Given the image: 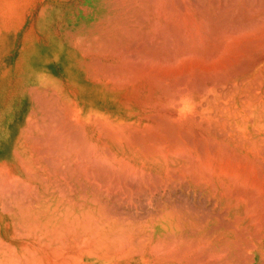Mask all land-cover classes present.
Wrapping results in <instances>:
<instances>
[{"label": "bare ground", "instance_id": "6f19581e", "mask_svg": "<svg viewBox=\"0 0 264 264\" xmlns=\"http://www.w3.org/2000/svg\"><path fill=\"white\" fill-rule=\"evenodd\" d=\"M187 1L189 0H96L95 6L88 10L82 23L85 30L77 32L87 35L84 42H80L74 35L68 40L69 51L57 54L63 70L66 73L69 70L72 72L70 85L73 92L69 90L73 97L53 89L56 98L51 97L50 100L54 101L55 98L58 101L52 102L51 107L49 103L47 105L54 113L53 123L56 127H53L60 132L57 136L54 131L49 134L52 135V139L49 137L51 140H56V137L60 139L59 149L54 148L51 155L53 160L50 159L51 165L54 162L56 168L54 165V170L47 168L49 171L43 175L41 182L44 188L39 192L41 195L38 194V203L35 206L32 204V207L24 206L25 211L21 215L41 244L50 247L59 244L69 254L78 252V260L87 255L107 257L112 254L120 255V252H135V255L141 254L143 260L137 263L130 258L132 263L127 264H183L188 248L184 249L187 251L184 254L175 247L181 248L180 243L185 236L183 228L188 227L184 219H181L185 212L180 214L183 210H178L182 206L184 209V202L179 204L182 205L181 208L177 204V209L175 203L178 199H175V203L165 205L161 200L163 205L157 201L162 206L159 214H155L156 209L155 215L152 212L147 220L145 215H141L145 218L144 221L134 215L139 222L133 217L134 221L130 220L131 215L128 217L127 213L125 215L128 218L121 216L123 218L114 219L112 217L115 215L110 216L105 211V202L111 198L114 202L118 195H126L127 198L135 196L137 192L151 195L158 190L156 187L176 190L177 183L181 185L183 182L186 184V192L197 193L201 191V186L218 199L229 197L233 200L229 209L232 211L235 208L236 211L233 228L235 225L238 229L241 226L248 227L247 223H259V219L264 217V200L258 199L255 192L248 190L252 189L259 173H263L260 170L264 162V80H261L262 75L261 78L259 76L254 79L253 73L261 74L258 71L264 68V55H254L256 43L262 44L264 40H254L255 43L253 39L262 38L264 32L260 33L264 28V18L258 12L256 15L249 14L250 16L241 14L237 10V0L234 2L235 11L240 14L232 11L235 6L229 10L233 13L226 11L229 16L220 9L224 15L218 11L220 17L213 21V10L208 9L209 1L206 3L207 8L200 6L202 1L199 6L197 3V8H203V11L193 6L194 0L193 4ZM240 4L241 2L238 6ZM251 36L255 37L252 39ZM250 41L255 43L252 44L255 50L251 45L246 46ZM85 42V46L80 44ZM261 72L264 73V70ZM24 140L27 141V138ZM54 142L53 145L58 144V141ZM51 165L47 167L53 168ZM45 168L46 166L43 169ZM34 173L29 172L30 176ZM39 176L41 180V175ZM18 179L21 180V177ZM28 182L26 181V185ZM57 182L63 183V186L59 187ZM259 182L257 190L260 188ZM263 182L261 186L264 185ZM32 185L28 187L34 188V184ZM35 189L37 190L36 184ZM163 194L161 195L164 197ZM166 197V200L169 199ZM112 202L110 203L113 204ZM117 203L119 202L116 205ZM21 210L22 208L19 211ZM190 211L192 213L193 210ZM191 218L187 220L190 221ZM193 223L192 226L195 225ZM189 227L188 229L195 228ZM257 228L261 229L259 226ZM195 230L190 229L188 233ZM253 235L256 237L255 233ZM201 238L203 240L205 237ZM249 243L246 242V248ZM25 244L20 245L25 248L33 247L27 244L26 247ZM20 245H10L0 237V264H23V254H18L19 250L22 251ZM210 245L209 247L212 246ZM238 245L240 246L239 243ZM209 249L211 248H207V251L211 255L212 249ZM258 249L259 246L254 244L253 250ZM56 250H60L59 246ZM63 251L60 253L65 254ZM234 253L238 254L236 251ZM224 256L219 255V262L227 264L228 262H222L221 257ZM74 260L78 262L77 259ZM203 261L201 262L206 264ZM244 262L247 263L246 260Z\"/></svg>", "mask_w": 264, "mask_h": 264}, {"label": "rangeland", "instance_id": "374dc122", "mask_svg": "<svg viewBox=\"0 0 264 264\" xmlns=\"http://www.w3.org/2000/svg\"><path fill=\"white\" fill-rule=\"evenodd\" d=\"M197 1L198 2H196V0H194V2L196 4L195 3L193 4L192 0L191 1L189 0L187 2H189V3L191 2L193 4V6L194 5L196 6L197 3H199L198 6L203 3L204 5L202 4L200 6H202L204 8H207L208 7L207 5L209 4L210 8H208V9L213 10L212 15H211V18L213 19V21H216L215 19L218 20V17H220V14L224 15L223 12H225V14H227L229 16V14H228L229 10H232V8L235 6L232 10V11H235L236 5L238 8L237 10H239L240 13L242 12L243 15H245V16H248L249 14L250 15H252V14L256 15V13L258 12L257 14L261 15L260 17L264 18V11H263L264 10V0H240V2H241V4L239 5L240 7L238 6V4L240 3L239 0H238L237 4L234 3L237 0H197ZM201 1H202V3H201ZM203 1H205V2H203ZM208 1H209V3L206 4ZM95 2H96V0H0V96H1V94H3L4 98L8 99V108L6 107L5 109L8 110V113L10 116V118L7 121V128H8V133H9L8 143L6 144V142H5L0 147V158H4L2 161H0V170H1L0 171V237L3 238L5 240V242H7L10 245H14V244L20 245V244L26 243L27 246H33L31 248H29V247L25 248V247H22L21 245L19 246L22 249V251L19 250L18 254L19 255L21 253L23 254V256H22L23 257L22 258L23 264H26V263L27 264H71V262H72V264H77V263L78 264H127V263H132L130 258L135 259V262H137V263H139L143 260V256L141 254L135 255V252H133L134 254L133 253L120 252V255L119 254L118 255L112 254L110 256H107L108 258L106 257V255H104V256L103 255H99V256L98 255H87L86 257L83 256L82 258H80L78 260V257H79L78 252L73 253L74 254L73 255V254H69V252L67 250H66L67 252L63 251V250H65V247L60 246L59 244H56L57 245L56 247H55V245H53L55 249H53V246H51L52 247L51 248L50 246H45V245L41 244L42 242L37 241V239L35 238L34 231L30 228L29 225L25 224L21 218L23 216L22 214L25 211L24 208L26 206L32 207L33 205L35 206L38 203V201H39L38 199H40L38 196L41 195V193H39V192H40V190L42 191L44 188V184H43V182H41V181H43V175H45V173L48 174V171L50 169L54 170V167L56 166L53 164L54 162L51 165V161L53 160V157H51V155H52V151L54 150V148L59 149V146H60L59 140L60 139L56 137V140H51L52 135H49L53 131H54L53 133L56 134V135L54 134L55 136H57V134H60V132L57 129H55L56 124L53 123L54 122V119H53L54 113H52L53 111H51L52 109L50 108L51 104L53 105V103H55L56 100L58 101V99H55L56 98L55 93L56 92L61 93V94L65 93L68 96L73 97V93H72L73 88L70 85V82H71L70 79L73 76L72 72H70V70H69V72L66 73L63 70L62 63H61L59 57L57 56V54H59L61 52L66 54V52L69 51L70 47L68 46L69 45L68 40L70 41V39L74 35L78 38V40H80V42H84V39L87 37V35L84 32L83 33H77V32H81V31L85 30V28L82 27V23L84 22L86 15L89 13L88 10H90L91 8H93V6H95L94 5ZM228 2H230V3H228ZM205 4H206V6H205ZM226 5L228 6V8ZM241 6H243L244 8ZM229 7L231 9H229ZM86 8H88V9L85 10ZM195 8H197V6ZM220 9L221 10L223 9L222 10L223 12ZM198 10L203 11V8H202V10H200V7H199ZM244 10H245V12H244ZM218 11H220L219 12L220 14H218ZM226 11H228V12L226 13ZM247 11L248 12L250 11V12L248 13ZM83 12H85L86 14ZM231 13H233V12H231ZM234 13L240 14L239 12L237 13V11H235ZM262 14H263V16H262ZM215 15H216V17H215ZM263 27H264V25H263ZM263 30H264V28L262 29V32L260 34H262L264 32ZM263 35H264V33L261 35L262 38L258 37L259 39H257V37L255 39H253L256 35L253 36V38L251 36V38L253 39V41L257 40L259 42L260 40L261 41L264 40ZM251 38L248 37L247 39L251 40ZM213 41H215V39ZM250 42H252V41H250ZM86 43L87 42H85V44L84 43H80V44H83V46H85ZM255 43L252 42L251 44H249V45L247 44L246 46L251 45L250 47L253 48L254 47L253 45H255ZM263 44H264V42L262 44L260 42V43H258V45L256 43V50L254 47V50L256 53H254V55H256V56H260V55L263 56L264 55V54H262V53H264V52H262V51H264ZM259 45H262V46L260 47ZM258 46H259V48H258ZM247 49H249V47H247ZM262 66H264V60L262 62ZM262 69L264 70L263 67H262ZM263 70L260 69V71H258V72L261 74L257 73L258 75L253 73V78L258 79V77L260 76L259 78H261V75H262L261 80L263 81L264 80V73L261 72ZM254 76H257V77H254ZM58 86H59V89H58ZM53 89H54V91H56L55 93H53L54 92ZM69 89L72 90V92ZM51 97H55L54 101L50 100V99H52ZM75 99L77 101L79 100L77 96L75 97ZM44 104H45V106H44ZM51 125H52V127L53 126H55V127L52 128ZM56 130H57V132H56ZM50 136H51V139L49 138ZM55 136H53L54 139H55ZM58 137H59V135H58ZM24 138H27V141L24 140ZM54 141H58V144L56 143V145H53V144H55ZM32 147H33V149H32ZM46 149H47V151H45ZM48 149L50 151H48ZM40 155H41V157H40ZM48 157H49V160H47ZM39 158H41V159H39ZM50 159H52V160H50ZM46 160L48 162H46ZM49 162H50V164H49ZM263 163L264 162H262V166H261V170H260V171H263V173L260 172L259 176H257L258 182L260 180H262V182L264 181V178H263L264 177V170H263L264 165H263ZM50 165L52 167L54 165V167L53 168L47 167ZM44 166H46L45 169H43ZM47 168L49 170H47ZM3 169H4V171H3ZM46 170H47V172H45ZM26 172H27V174H26ZM29 172L31 174H33L35 172L36 174L34 173L35 176L31 175L33 177V178H31ZM260 174H262L263 179L262 178L260 179ZM36 175H37V177H36ZM38 175H41V178H42L41 180H40V176L38 177ZM14 176H16V177L19 176L18 178L21 177V180L14 177ZM13 177L16 179H14ZM251 178L253 179V177H251ZM29 179H30V181H29ZM252 179H250V181ZM2 181H4V182H2ZM22 181H23V183H22ZM26 181L27 182L29 181L28 185L34 184V188H35V184H36L37 190L36 189L34 190L33 187H32L33 189L28 187V185H26L27 184ZM257 181L254 180V182H253V180H252L251 181V182H253L252 189L248 188V190L250 192H255L254 195L258 196L257 197L258 199L261 198L264 200V195H263L264 190H262V189H264L263 188L264 185H262L263 186L262 187L261 186L262 182L261 183L259 182L260 188L257 190V188H258V182ZM40 182H41V184H39ZM17 183H21V184H17ZM60 183L57 182V185L59 187H61V185L63 186V183H61V184ZM73 184H76V182H74ZM263 184H264V182H263ZM39 185L40 186L42 185V186L40 187ZM184 185L186 187V184L184 182L181 183V185L179 183H177V187H176L177 191L175 190V188L174 189L170 188V190L165 189L167 194L164 193L165 190H162V189H159L156 187V189H158V190L155 191L156 193L153 191V193L151 195L146 194V193L145 194L140 193V192H137L136 194H134L135 196H132L131 198L125 197L126 195H120V197L122 196L120 198L118 195L119 200H117L118 197H116L114 199V202L111 201V200H113L112 198L110 201L105 202V204H106L105 206L107 208L105 211H107V213L110 214V216L112 214H113L112 216L115 215V217H112L114 219L119 218L121 216H124V218H128L129 215H131L130 216L131 218L129 217L130 220L133 217V219L136 220V222H139L138 221L139 219L143 220V221L145 218H146V220L149 219L151 216L150 214H152V212L154 214L156 209H157L156 210L157 212L155 214H159L158 212H160V208H162V206H160L162 203H164V205L169 204V203L171 204V203L176 202L175 199L176 200L178 199L177 202L175 203L176 208H177V204L178 205L181 203L183 204V202H184L183 205L185 206L184 209H182L183 208L182 205H181L182 208L180 205L178 206V208H181V209L177 208L178 210H183V211H180V214H184V212H185L184 218L182 215L181 219H184V221L188 227L190 226V227L194 228V226H195L194 229L189 227L191 230H195L196 228H199V229L195 230L197 232L191 231V233H188L190 229H188L187 226H186L187 228H183V231L188 234V236L185 233L183 234V236L185 235L187 237V240H185V238H186L185 236H184V240L182 237V240H181L182 243H180L181 248H178L179 246L175 247V249H177V250L181 249V251L183 253H184V251H186L184 249L188 248L187 249L188 252L187 251H186L187 253L185 252L187 256H186V260L182 262L183 264L184 263L185 264H205V263H203L204 262L203 260L206 261V264H207V262H208V264H211V263L215 264V261H217V264H222L219 262V260H220L219 255L220 256L227 255V256H224L226 258L224 260H223L224 257H221L222 262L225 261L224 263H226V262L234 263L236 260L239 264H242L246 260L247 263L244 262V264H260V263L264 264V262H263V260H264V240H263L264 239V233H263L264 229H262V227L264 228V222H263L264 217H261L259 219V220H261L259 222L261 224H259L258 222L254 223V224L247 223L248 227L241 226L240 229H238L239 227L236 228V225H235V227L233 228L232 226H234V224H235V221H233V220H235L234 217L236 218V215H235L236 211H235V208H232L233 212L231 210H229L230 205L232 204L233 200H230L229 197H226L227 199L226 198L223 199V197L218 199L217 197L211 195L212 193L210 191H205L204 189H202L201 186L199 189L201 191H198L199 187H197V191H198L197 193L198 194L197 193L193 194L191 191L186 192V188H184ZM155 186H157V185H155ZM180 188L182 189V191ZM250 188H251V185H250ZM29 189H30V191H29ZM172 190H173V192H175L174 194H173ZM209 190H211V189L209 188ZM256 190H257V192H256ZM159 191L161 192V194L164 193L163 194L164 197H166L169 193L170 197H173V198L175 197V198L171 199L169 196H167L166 198H169V199L166 200L161 194H160L161 195V198H160V195H159L160 192ZM162 191H163V193H162ZM261 191H263V192H261ZM157 192H158V194H157ZM199 193H200V195H199ZM2 195H3V197H2ZM147 195L152 196V197H149ZM148 198H150V199H148ZM151 199H153V200H151ZM155 199H157V200H155ZM116 200L119 202V203H117V205H116V202H117ZM132 200H134V201H132ZM149 200H150V202H149ZM160 200L162 203L160 202ZM169 200H170V202H169ZM171 200H172V202H171ZM155 201H156V203H155ZM157 201L159 202V204L160 203L161 204L159 205ZM110 202H112L113 204H111ZM148 203H150V204H148ZM107 204H109L108 205L109 207L107 206ZM157 205H159V207ZM192 205H193V207H192ZM186 206H187V208H186ZM110 207H112L114 210ZM198 207H200L201 209ZM20 208H22L21 212L19 211ZM158 208H159V210H158ZM121 210H123V211H121ZM187 210L189 212V214L187 215L188 217H186ZM190 210H193L192 213ZM110 211H112V212H110ZM194 211H196V213H193ZM212 211H214V212H212ZM18 212H19V214H18ZM115 212H117V213L115 214ZM199 212H202V213H199ZM215 212L218 215L215 214ZM125 214L128 215V217ZM200 214H202V216ZM208 214H210V215H208ZM116 215H117V217H116ZM134 215L137 216L138 218L139 217L140 218L137 219V217H136V219H135ZM141 215H143V216L145 215L144 216L145 218ZM190 215H191V217L194 216V218L192 217L194 220V223H193L192 218L189 217ZM198 215H199V218H198ZM262 215H264V213ZM195 216H196V218H195ZM226 217H227V219H226ZM121 218H123V217H121ZM190 218H191L190 221L187 220ZM221 218H223V219H221ZM199 220L201 222H199ZM188 221L190 222L189 225L187 223ZM21 222H22V224L23 223L24 224L21 225ZM192 223H193V225L194 224L195 225L192 226ZM221 223H222V225H221ZM228 223L230 225H228ZM231 224H233V225H231ZM223 225H224V227L226 226L227 228L225 227V229H224ZM213 226H215L216 228ZM255 226H256V228H255ZM258 226L261 227V229L257 228ZM208 229H210V230H208ZM256 230H258V232ZM183 231H182V233H183ZM217 231H220V232L222 231V232L220 233ZM249 231H251L250 234H248ZM199 232L201 233V235ZM235 232H236V235L234 236ZM252 232H253V234L255 233V235L257 232L258 236L256 235V237H255L252 234ZM261 232L263 234H261ZM242 233H243V235H242ZM33 234H34V236H33ZM212 234L214 235L213 237H212ZM14 235H17V236H14ZM190 235L192 236V238ZM196 235H197V237H196ZM198 235H200V236L198 237ZM202 235L205 238H203ZM215 235L217 237H215ZM237 235L239 238L237 237ZM207 236L208 237L210 236L209 237L210 239H208ZM247 236H248V239H247ZM32 237H33V239H32ZM201 237L203 238V240H200ZM189 238H191V241L189 240ZM217 238H220V239H217ZM237 238L238 239L241 238L240 241H238ZM257 238H258V240H257ZM196 240H198V242H196ZM223 240H225V241H223ZM248 240H250V241H248ZM205 241L207 243L208 242L211 243L212 246L208 243L211 246V247H209V245L207 243L205 244ZM246 242L251 243V244L249 243V245H248L249 249L246 248L247 247ZM200 243H204V245L200 244ZM217 243L218 244L220 243V245H218ZM238 243L240 244V246L238 245ZM26 244H25V246H26ZM29 244H31V245H29ZM197 244H199V245H197ZM213 244L215 245L216 249H215V247L213 248V246H214ZM252 244H253V247H252ZM254 244L259 246L258 250H253ZM58 246H59L60 250H56V249H58ZM39 247H41V248H39ZM207 248L215 249V251H213V249H212V251H210L212 256L210 255V253H208L209 251H207ZM220 248L222 249L221 251H223V250L224 251L221 252ZM225 248H227V249L225 250ZM35 249H36V251H35ZM211 249H209V250H211ZM228 249H230V250H228ZM232 249L234 251H236V253H238V254H235L234 251H232ZM244 249L247 252V254L244 251ZM190 250L193 252H189ZM238 250H241V251L239 252ZM61 251L65 252L66 255L64 253H60ZM39 252H40V255H39ZM41 252H42V254H41ZM216 252H217V256H216ZM218 253H219V255H218ZM221 253H222V255H221ZM67 254H69V255H67ZM188 254H190V255H188ZM203 254H207V255H203ZM208 254H209L210 258L208 257ZM61 255H63V256H61ZM213 255H215V256H213ZM236 255L241 256L243 259H241V257H240V259L243 260V262L239 259V256H236ZM135 256H138V258H136ZM188 256H189V259L187 258ZM248 256H249V258H248ZM200 257L201 258L205 257V259L202 258V260H200L201 259ZM212 257H214V258L218 257L219 259L217 258L218 260H216V258L215 259L213 258L214 259L213 260ZM228 257H232V258H228ZM74 259H77L78 262ZM206 259H208V260H206ZM227 259H230V261H227ZM90 260H92V261H90ZM111 260H113V261H111ZM209 260H211V261H209ZM201 261H203V262H201ZM237 262H235L234 264H236Z\"/></svg>", "mask_w": 264, "mask_h": 264}, {"label": "crops", "instance_id": "0c3cea01", "mask_svg": "<svg viewBox=\"0 0 264 264\" xmlns=\"http://www.w3.org/2000/svg\"><path fill=\"white\" fill-rule=\"evenodd\" d=\"M8 99L4 98V95L0 96V147L6 142L8 143L9 133L7 128V121L10 118L8 110ZM4 158H0L2 161Z\"/></svg>", "mask_w": 264, "mask_h": 264}]
</instances>
